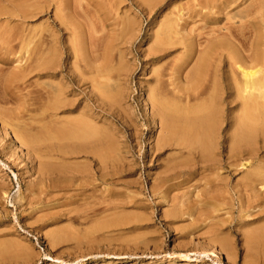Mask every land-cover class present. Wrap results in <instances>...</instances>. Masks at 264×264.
Listing matches in <instances>:
<instances>
[{"label": "bare ground", "instance_id": "1", "mask_svg": "<svg viewBox=\"0 0 264 264\" xmlns=\"http://www.w3.org/2000/svg\"><path fill=\"white\" fill-rule=\"evenodd\" d=\"M120 2L99 0L89 9L77 0H0L2 47L5 59L15 68L8 72L0 66L2 87H34L26 90L29 99L14 112L0 111L1 126L3 133L10 130L19 146H25L24 153L36 159L44 175L47 169L63 167L50 165L43 159L47 155L64 160L83 156L95 163L94 170L85 171L64 166V175L85 182L104 181L120 166L118 154L128 147L127 128L117 117L128 116L122 109L125 88L121 75L127 77L136 66L134 49L128 43L138 36L142 18L138 12L124 11L121 28L106 42L95 30L105 26L99 17L104 5L117 9ZM158 3L163 6L166 1L140 0L139 8L150 15ZM253 5V11L243 12L238 26L212 27L203 38L184 37L179 27L181 14L173 13L164 16L154 32L145 52L169 59L181 51L172 58L169 69L172 80L184 84L166 87L164 72L157 70L143 102L149 114L144 120L158 123L148 154L168 145L179 150L178 156L168 157L161 165L164 178L151 185L152 191L166 184L176 167L186 174L193 172L197 159L208 163L206 183H212L217 195L255 188L264 193V159L254 143L258 135L264 140V28L257 32L254 27L253 32L251 20L254 13L264 19V0H255ZM248 28L252 39L244 32ZM119 133L125 137L122 142ZM223 133L229 134L222 141ZM219 156H224L226 166H221ZM231 166L242 167V177L234 185L219 172L224 167L229 176ZM214 172L219 179L210 177ZM260 213L259 225L247 227L244 233L251 253L264 250V209ZM165 216L176 217L177 210L167 211ZM132 221L127 215H116L94 230L122 228ZM210 240L219 242V249L227 255L231 253L228 238L213 235ZM16 246L5 242L0 252L11 253ZM182 259L189 256L183 254Z\"/></svg>", "mask_w": 264, "mask_h": 264}, {"label": "rangeland", "instance_id": "2", "mask_svg": "<svg viewBox=\"0 0 264 264\" xmlns=\"http://www.w3.org/2000/svg\"><path fill=\"white\" fill-rule=\"evenodd\" d=\"M77 1L93 9L99 0ZM120 1L117 9L104 5L99 17L105 26L95 29L102 42H106L117 32L115 29L121 28L124 11L138 12L142 18L138 36L132 44L128 43L134 49L136 66L127 77L121 75L126 93L122 109L128 116L124 119L116 116L127 128L124 134L128 147L121 148L118 154L120 166L104 181L96 178L85 182L76 176L69 177V173L64 175V166L74 165L85 171L94 170L95 163L83 156L64 160L58 155H47L43 159L50 165L63 167L47 169L48 174L44 175L36 159L24 153L25 146H19L13 133L10 130L3 133L0 120V245L5 242L17 245L11 253L0 252V264H264V250L251 253L244 236L247 227L257 226L261 221L264 193L255 188L217 195L212 183H206L208 163L197 159L193 161V172L186 174L176 167L166 184L152 191L151 185L164 178L161 165L168 157L178 156L179 150L168 145L148 154L158 134V123L143 118L149 115L143 102L149 84L155 82L157 70L164 72L166 87L173 89L176 83L184 84L172 80L169 69L170 61L181 51L169 55V59L145 52L164 16L181 14L179 27L183 36L203 38L212 27L238 26L243 12L255 8V0H163L166 4L158 3L150 15L140 10V0ZM251 20L253 32L254 27L257 32L263 30L264 19L260 14L254 13ZM244 32L252 39L251 29ZM2 46L0 36V66L11 72L15 68L11 60L5 59ZM33 88L4 90L0 81V111L14 112L29 99L26 90ZM228 134L223 133L222 141ZM119 137L121 142L125 140L122 133ZM254 143L259 157L264 159L263 138L256 136ZM218 158L221 166H226L224 156ZM219 168L232 185L242 177L241 166H231L229 176L224 167ZM215 176L219 179L215 172L210 175ZM170 210H177V216L166 217L165 212ZM116 215H127L134 221L122 228L94 230ZM213 235L229 239L232 247L229 255L219 249V242L210 240ZM183 254L189 259H182Z\"/></svg>", "mask_w": 264, "mask_h": 264}]
</instances>
